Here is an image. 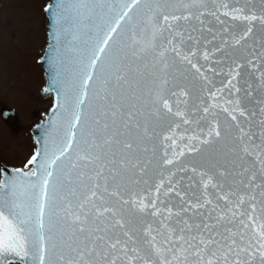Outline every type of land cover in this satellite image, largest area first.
Returning <instances> with one entry per match:
<instances>
[{"label": "snow or ice", "instance_id": "obj_1", "mask_svg": "<svg viewBox=\"0 0 264 264\" xmlns=\"http://www.w3.org/2000/svg\"><path fill=\"white\" fill-rule=\"evenodd\" d=\"M44 11L55 100L0 166V264H264V0Z\"/></svg>", "mask_w": 264, "mask_h": 264}, {"label": "rangeland", "instance_id": "obj_2", "mask_svg": "<svg viewBox=\"0 0 264 264\" xmlns=\"http://www.w3.org/2000/svg\"><path fill=\"white\" fill-rule=\"evenodd\" d=\"M48 0H0V108L17 114L16 131L0 118V163L26 164L34 152L29 129L47 112L50 98L40 96L38 64L45 45L44 6Z\"/></svg>", "mask_w": 264, "mask_h": 264}, {"label": "water", "instance_id": "obj_3", "mask_svg": "<svg viewBox=\"0 0 264 264\" xmlns=\"http://www.w3.org/2000/svg\"><path fill=\"white\" fill-rule=\"evenodd\" d=\"M52 0L49 1L51 3ZM45 12V11H44ZM44 29L46 32V41L47 44L45 45L42 55L39 58V65L41 68V73L43 77V87L41 89V96L42 98H52L53 99V104L55 100V91L53 89L52 81H51V66L49 63H47L45 57L48 54V46L49 44L52 43V39L50 36V27H49V17L47 13L45 12V21H44ZM45 89H48V91H45ZM52 104V106H53ZM48 110V112L44 115L43 119L40 120L37 124H35L31 129H30V135L35 143L36 149L35 151L41 147L42 141H43V136H44V126L47 125L48 122V117L51 115V108ZM0 115L2 120L10 127L16 129V122H17V116L16 113L13 109L9 108H2L0 111ZM0 166H6L9 171H11L13 168L8 167L7 165L1 163Z\"/></svg>", "mask_w": 264, "mask_h": 264}]
</instances>
